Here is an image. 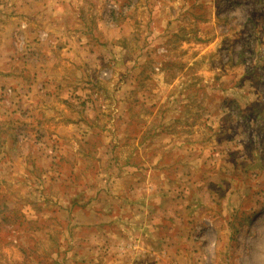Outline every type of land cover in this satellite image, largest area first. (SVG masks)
I'll return each instance as SVG.
<instances>
[{
  "label": "rangeland",
  "instance_id": "374dc122",
  "mask_svg": "<svg viewBox=\"0 0 264 264\" xmlns=\"http://www.w3.org/2000/svg\"><path fill=\"white\" fill-rule=\"evenodd\" d=\"M135 259L264 264V0H0V264Z\"/></svg>",
  "mask_w": 264,
  "mask_h": 264
},
{
  "label": "crops",
  "instance_id": "0c3cea01",
  "mask_svg": "<svg viewBox=\"0 0 264 264\" xmlns=\"http://www.w3.org/2000/svg\"><path fill=\"white\" fill-rule=\"evenodd\" d=\"M179 107H180V104L178 105ZM98 153L99 154H103V157H104V153H105V150L104 149H101V151H100V149H98ZM106 160V157L105 158H103V163L102 164H104L105 166H107L106 168H108L109 169V171H111L112 170V168H113V166L112 165H110V161H105ZM125 162V161H124ZM126 163H128V162H126ZM101 164V165H102ZM129 164V163H128ZM125 166L126 165H123L122 167H124L125 168ZM128 166V165H127ZM116 168H118V167H116ZM126 169V168H125ZM114 170V169H113ZM96 177V176H95ZM101 178L103 179V181L102 182H104V184H103V186H112L113 185V183L115 182V180L117 179L118 180V178L117 177H115V173L113 174V173H109V174H103V175H101ZM93 180H91V181H89V184H93ZM93 213H100V212H93ZM89 226H88V228L89 229H91V231H93V232H97L98 234H104V232L108 229H105V226H102V225H95V222L93 223V222H89V223H87ZM111 229L112 230H115V231H117V230H119V224H116V225H112L111 226ZM117 233V232H116ZM117 234H120V233H117ZM134 242H135V240H133ZM133 241H130L128 244H126L125 245V241L123 242V244L121 243H119L120 245H122V248H121V250H131L132 248H136L137 246H138V244L136 245V243H133ZM104 247L105 248H107L108 247V245H104ZM114 246H112V247H109V248H113ZM124 248V249H123ZM114 249V251H118V248L117 249H115V248H113ZM115 253V252H114ZM83 256H85V255H83ZM87 256V255H86ZM84 257V258H86L87 259V257ZM135 262V263H134ZM129 264H137L136 263V259H135V261L134 260H131V262L129 263Z\"/></svg>",
  "mask_w": 264,
  "mask_h": 264
}]
</instances>
